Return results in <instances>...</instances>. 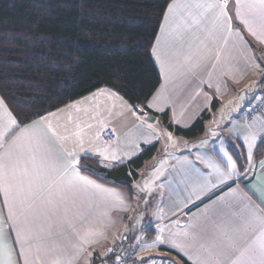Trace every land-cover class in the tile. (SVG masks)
<instances>
[{"label":"crops","instance_id":"crops-1","mask_svg":"<svg viewBox=\"0 0 264 264\" xmlns=\"http://www.w3.org/2000/svg\"><path fill=\"white\" fill-rule=\"evenodd\" d=\"M260 50V0H172L151 51L161 78L147 102L158 115L153 123L106 88L22 127L0 97V264H96L112 247L145 237L164 243L154 251L161 254L140 259L247 264L246 250L264 238V156L256 160L264 114L251 126L238 115L264 93ZM204 112L195 139L175 135L159 117L187 129ZM155 143L162 164L148 179L162 196L160 217L135 240L126 228L142 191L135 198L132 188L100 183L71 162L88 157L110 169ZM150 188L145 197L154 196Z\"/></svg>","mask_w":264,"mask_h":264},{"label":"trees","instance_id":"trees-1","mask_svg":"<svg viewBox=\"0 0 264 264\" xmlns=\"http://www.w3.org/2000/svg\"><path fill=\"white\" fill-rule=\"evenodd\" d=\"M171 1L0 0V97L18 127L101 88L157 117L147 108L161 82L151 51ZM159 117L175 135L195 139L204 133L209 114L187 129L173 127L167 113ZM158 150L157 143L143 146L110 169L84 157L78 168L100 183L130 191ZM263 156L261 148L256 160Z\"/></svg>","mask_w":264,"mask_h":264},{"label":"rangeland","instance_id":"rangeland-1","mask_svg":"<svg viewBox=\"0 0 264 264\" xmlns=\"http://www.w3.org/2000/svg\"><path fill=\"white\" fill-rule=\"evenodd\" d=\"M114 92V91H113ZM117 94V93H116ZM118 95V94H117ZM120 96V95H118ZM120 98H122L120 96ZM124 100V99H123ZM243 103V101L241 102ZM239 115H238V119L240 121H242L245 119L246 117V112L244 111H239ZM229 118V117H228ZM245 121V120H244ZM245 124V123H243ZM253 124V122L249 125L251 126ZM156 126H159L162 128V126L160 125V123H156ZM226 128L225 125H222L220 128H218V130L216 132H220V131H224ZM228 132H231V130L229 129ZM229 136V135H228ZM231 136H229L230 138ZM234 148H237L236 144L234 143V141L232 142ZM159 154L154 157L152 160H149L145 163L144 167L139 171L140 174V178L139 180L131 187L134 197L137 198L139 196L140 191H142V199L138 200V203H135V209L137 211V213L134 212V215L136 216H129L131 219V221H129V226L126 228L127 229V233L131 236L134 235L135 236V240H137L140 235L143 233V231L146 229V227L156 221L160 216H157L158 212L157 209L161 207V202H162V196H158V189L156 188L155 185V179H153V181L149 180L148 178H150V174L153 170L154 167H160L162 164V145L160 144L159 146ZM146 185L148 187H151L149 190L153 191L154 196L152 197H145V192L144 189L146 188ZM124 231H125V226L123 227ZM156 244L155 247H150V245ZM158 245H160V243L156 240V241H152V239L149 237H145L142 241H139L138 247H137V257L138 258H143L144 256H149V255H158L155 254V250H158ZM148 249L152 250V253L149 254ZM161 254V253H160ZM159 254V258L165 259L164 256H160ZM167 261L168 257L166 258ZM165 259V260H166Z\"/></svg>","mask_w":264,"mask_h":264},{"label":"built area","instance_id":"built-area-1","mask_svg":"<svg viewBox=\"0 0 264 264\" xmlns=\"http://www.w3.org/2000/svg\"><path fill=\"white\" fill-rule=\"evenodd\" d=\"M262 114H264V93L258 96L247 108L245 122L247 124L254 123ZM104 136L110 140L114 138V134L110 129L105 130ZM139 241L130 245H116L112 247L106 256V260L99 264H159V261L154 257L148 259H140L137 257Z\"/></svg>","mask_w":264,"mask_h":264},{"label":"snow or ice","instance_id":"snow-or-ice-1","mask_svg":"<svg viewBox=\"0 0 264 264\" xmlns=\"http://www.w3.org/2000/svg\"><path fill=\"white\" fill-rule=\"evenodd\" d=\"M260 4L264 6V0H260ZM172 5L169 6V9L171 10ZM3 102L0 101V104ZM12 124L15 125L16 121L15 119L12 120ZM249 153H251V143L249 144ZM225 156H227V153H224ZM72 164L79 163V161H72ZM229 165L233 168H235V164L232 162L231 158L229 157ZM262 167H264V164H262ZM77 177L80 179H83L82 177H79L78 172L76 173ZM85 183L91 184V181H85ZM157 241L160 244H163L164 241L157 237ZM156 244L154 243L153 245H150V247H155ZM246 259H247V264H256V261L259 259L260 264H264V238L261 239L259 242L258 246H253L250 247L249 249L246 250ZM161 264H175L174 261H167L165 259H161Z\"/></svg>","mask_w":264,"mask_h":264},{"label":"water","instance_id":"water-1","mask_svg":"<svg viewBox=\"0 0 264 264\" xmlns=\"http://www.w3.org/2000/svg\"><path fill=\"white\" fill-rule=\"evenodd\" d=\"M137 111L139 112V114L144 115L145 116V119L148 122H150V123H153L155 121V119H156V117L154 115L147 114L146 111H144V110L137 109Z\"/></svg>","mask_w":264,"mask_h":264}]
</instances>
